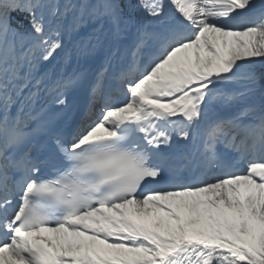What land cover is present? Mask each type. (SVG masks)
<instances>
[{"label":"snow or ice","instance_id":"snow-or-ice-1","mask_svg":"<svg viewBox=\"0 0 264 264\" xmlns=\"http://www.w3.org/2000/svg\"><path fill=\"white\" fill-rule=\"evenodd\" d=\"M0 264H264V0H0Z\"/></svg>","mask_w":264,"mask_h":264}]
</instances>
